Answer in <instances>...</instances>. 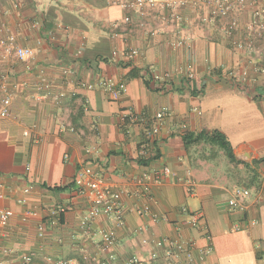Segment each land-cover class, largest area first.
I'll return each mask as SVG.
<instances>
[{
  "label": "crops",
  "instance_id": "0c3cea01",
  "mask_svg": "<svg viewBox=\"0 0 264 264\" xmlns=\"http://www.w3.org/2000/svg\"><path fill=\"white\" fill-rule=\"evenodd\" d=\"M133 1H0V41L9 29L35 52L19 61L3 59L0 48V77L8 76V83L0 78V104L6 95L12 99L10 114L0 118V210L14 213L0 223V262L24 264L25 255L35 254L32 264L46 257L67 264H137L133 258L264 264V57L250 59L235 45L240 35L226 36L219 23L207 22L206 11L185 6L141 14L126 7ZM238 18L244 26L250 15ZM181 40L187 44L173 46ZM131 50L138 55L128 59ZM188 63L196 76L191 86L179 75L169 85L150 82L153 72ZM41 78L54 93H65L60 103L39 89ZM102 80L125 83L126 91L115 101L99 86ZM160 112L167 115L159 141L141 156L145 130ZM131 114L145 122L128 123L127 133L121 125ZM217 131L236 163L198 139ZM84 163L121 193L123 226L101 214L85 227L90 205L75 185ZM166 167L176 175L157 182ZM59 205L69 211L55 220L51 211ZM195 211L202 212L205 229L189 222ZM100 231L114 234L109 250ZM165 239L190 242L193 262L167 257L154 245Z\"/></svg>",
  "mask_w": 264,
  "mask_h": 264
},
{
  "label": "built area",
  "instance_id": "2783aa9c",
  "mask_svg": "<svg viewBox=\"0 0 264 264\" xmlns=\"http://www.w3.org/2000/svg\"><path fill=\"white\" fill-rule=\"evenodd\" d=\"M1 1V0H0ZM190 6L194 11H206L208 13V23H219L220 28L228 37H234L240 35V39L235 43L238 49L243 50L246 55L253 59L264 57V0H134L126 7L136 9L137 12L144 14L147 10L156 9H175L177 7ZM249 13L250 18L247 23L242 26L238 16L243 13ZM125 23H130L131 18L126 17ZM6 37L0 41L1 56L3 59L14 57L19 61H27L34 57L35 52L31 48L22 47L17 42V33L12 32L9 29H5ZM187 42L181 40L178 43L173 44L175 47H181L186 45ZM82 51H79L77 55H81ZM118 51H113V57H117ZM126 57L128 59L134 58L138 55L137 50H131L127 52ZM185 68V69H184ZM28 71L32 70L30 64L27 65ZM68 74H73V71H69ZM175 75L183 77L184 85L191 86L195 81L196 76L193 70V65L188 63L186 67H180L178 70L167 73L153 72L151 74V80L155 84L169 85ZM231 76L235 73L231 72ZM244 80H248V70L242 71ZM4 83H8V76L2 74L1 77ZM80 86L88 90L95 88L93 84H86L80 82ZM99 86L110 94L111 98L118 101L123 93L126 91L125 83H115L112 80H102ZM39 89L44 91V95L50 97L54 102L60 103L65 97V93H54L52 85L45 79L41 78ZM11 96L6 95L0 104V118L8 117L10 114ZM166 112L158 113L150 128L145 130V138L142 144L140 152L141 156H146L152 148L158 143L161 127L166 117ZM144 117H140L138 114H131L129 117H125L122 122L121 128L126 131L128 123H144ZM128 133V131H126ZM87 155H92L93 150L91 148L86 149ZM176 174L168 167L163 170V173L156 174V181L161 182L162 177L175 176ZM139 184L146 182L145 179L137 181ZM188 188L192 186L190 181L186 182ZM75 185L77 187L78 194L83 197L90 205L89 215L85 221V227H89L92 222L101 214H106L112 217L118 225L123 226L124 222V208L121 193L114 190V187L99 174L90 164H82L75 177ZM192 193L191 189H188ZM231 207H235L237 204L236 199L230 200ZM69 211V207L59 205L54 208L51 213L55 220H58L62 215ZM183 212L187 213L188 208L184 207ZM11 210H0V223H6L12 216ZM204 216L202 212L195 211L190 213L189 222L193 227L205 229L203 226ZM45 233V227L40 225L39 236L43 237ZM102 238L103 249L109 250L115 243V237L112 232L100 231ZM157 248L165 249L166 256L169 258L180 259L184 255L188 262H193V254L191 252L192 244L190 242H170L165 239L154 243ZM213 248L209 247L204 253V256L212 253ZM35 254L25 255L23 257L24 264H32L34 262ZM132 263L144 264L138 258H133ZM0 264H4L0 262ZM38 264H67L65 261L55 262L51 257H46L43 262Z\"/></svg>",
  "mask_w": 264,
  "mask_h": 264
},
{
  "label": "trees",
  "instance_id": "16d2710c",
  "mask_svg": "<svg viewBox=\"0 0 264 264\" xmlns=\"http://www.w3.org/2000/svg\"><path fill=\"white\" fill-rule=\"evenodd\" d=\"M150 82L153 83L151 79ZM203 138H205L206 141L222 149L232 163L237 162L231 144L222 133L217 131L214 132L213 134L202 133L201 135L198 136V139H203ZM143 164H146V162H144Z\"/></svg>",
  "mask_w": 264,
  "mask_h": 264
}]
</instances>
